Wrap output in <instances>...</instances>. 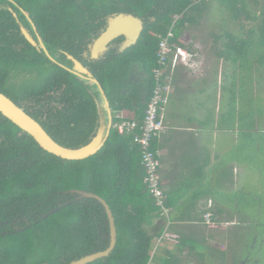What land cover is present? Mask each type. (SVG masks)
Returning a JSON list of instances; mask_svg holds the SVG:
<instances>
[{"label":"trees","instance_id":"16d2710c","mask_svg":"<svg viewBox=\"0 0 264 264\" xmlns=\"http://www.w3.org/2000/svg\"><path fill=\"white\" fill-rule=\"evenodd\" d=\"M211 1L0 0V92L58 144L68 148L86 145L99 126L97 94L71 70L73 60L79 61L95 86L102 89L112 121L116 112L124 109L140 121L154 86L160 37L171 28L174 42L194 50L193 43L180 37L190 26L199 25ZM213 1L236 27L230 30L223 23L219 32L211 31L210 51L232 70V80L222 85L224 101L218 124L228 129L236 121L239 127L252 128L256 115H264V105H260L264 98L253 90L256 83L259 90L264 80V0ZM257 5L259 9H255ZM120 12L142 20L136 43L120 51L111 46L122 42L123 36H119L92 58L89 44L104 29L108 17ZM21 26L35 32L46 51L31 44ZM55 52H59L60 61L52 59ZM24 71L33 76L15 81ZM257 71H261L259 77ZM132 74L138 78L133 80ZM263 130H258L256 141L263 140ZM135 131L119 133L111 125L95 152L68 159L42 148L0 112V264H67L108 246L109 221L103 204L72 189L104 199L116 229V242L109 254L87 264H149L152 260L155 264H180L171 251L158 259L152 253L160 231L151 234L146 225L152 218L162 222L163 218L144 181L141 149L133 141ZM254 134L250 137L253 142ZM156 138L151 141L153 149ZM231 196L224 194L227 199ZM245 196L242 192L240 203L248 209L254 207L246 213L248 226L259 228L261 237L264 197L259 192ZM165 204L169 207L167 197ZM222 212L220 207L214 209L210 220L225 216ZM193 217L189 215L187 221H199V216ZM196 241L190 240L187 252L201 261L204 255L197 251ZM184 244L185 239L180 238L179 252Z\"/></svg>","mask_w":264,"mask_h":264},{"label":"crops","instance_id":"0c3cea01","mask_svg":"<svg viewBox=\"0 0 264 264\" xmlns=\"http://www.w3.org/2000/svg\"><path fill=\"white\" fill-rule=\"evenodd\" d=\"M200 53L203 59L201 71L194 72L181 64L170 74L171 91L162 109L166 129L156 138L155 148L161 163L162 186L172 214L168 230L175 237L156 242L163 222L152 218L146 229L151 234L160 231L155 236L152 253H157L158 259L166 250L171 251L177 255L180 264H191L188 261L191 255L187 251L193 238L200 242L197 251L204 255L199 263L208 258L211 264H257L259 258L253 252L260 253L259 246L264 245V240L260 241L259 234L254 231L248 235V218L243 221L240 217L221 215L207 224L202 216L206 212L213 213L218 207L223 214L248 213L250 210L239 201L242 192L246 193L245 197L252 192L239 183L244 179L240 177L239 164L247 165L253 161L250 160L253 148L250 137L255 126L243 128L235 121L233 126L223 129L218 124L224 101L222 85L232 80V70L223 59L213 54L214 57L207 56V52ZM120 112L128 117L133 114L125 109ZM227 193H231L232 198H224ZM189 215L199 216V221H187ZM247 235L253 240L254 248L243 254L241 250ZM180 238L185 239L181 252L177 250ZM209 240L214 243L210 244Z\"/></svg>","mask_w":264,"mask_h":264},{"label":"built area","instance_id":"2783aa9c","mask_svg":"<svg viewBox=\"0 0 264 264\" xmlns=\"http://www.w3.org/2000/svg\"><path fill=\"white\" fill-rule=\"evenodd\" d=\"M174 33L170 28L160 37L156 50L157 68L153 73L154 86L146 105L143 118L139 121L128 117L120 111L115 114L112 126L119 133L134 132L133 141L141 149V164L144 168V181L163 218V229L156 237V242L163 239H173L175 236L168 230L170 224L169 207L165 204L166 194L160 176V158L158 151L152 148V139L158 137L166 129L162 118V109L168 102L171 91L170 74L178 65H185L194 72H199L203 66L200 50H189L173 41ZM196 47V46H195ZM211 213H204L207 224L211 223Z\"/></svg>","mask_w":264,"mask_h":264},{"label":"water","instance_id":"95a60500","mask_svg":"<svg viewBox=\"0 0 264 264\" xmlns=\"http://www.w3.org/2000/svg\"><path fill=\"white\" fill-rule=\"evenodd\" d=\"M143 29L142 20L132 13H117L111 15L107 19L106 26L99 33V35L92 41L90 45L91 57L95 58L108 48V45L112 40L119 36H123V41L119 46V50L122 51L126 47L136 43ZM21 31L26 39L33 45H36V41L32 38L29 32L21 26ZM81 71L87 73V70L82 66L79 61L73 60ZM73 71V70H72ZM76 73V71H73ZM88 74V73H87ZM89 75V74H88ZM89 78L94 82L89 75ZM99 92V100L96 96V103L99 111V126L96 135L86 145L78 148L64 147L55 142L42 126L30 115H28L20 106L14 103L9 97L0 92V112L9 118L12 122L18 125L21 129L28 132L35 141L45 150L56 154L63 158L78 159L84 158L93 152H95L104 142L108 135V131L111 125V109L108 101L102 89L97 85ZM106 114H108L106 119ZM81 197H95L104 206L107 218L109 221V235L110 240L108 246L103 250L93 251L85 254L79 258L69 261L67 264H87L94 261L97 258H101L109 254L116 242V229L111 210L108 204L99 195L81 189H72Z\"/></svg>","mask_w":264,"mask_h":264},{"label":"rangeland","instance_id":"374dc122","mask_svg":"<svg viewBox=\"0 0 264 264\" xmlns=\"http://www.w3.org/2000/svg\"><path fill=\"white\" fill-rule=\"evenodd\" d=\"M207 5L208 6L202 14V18L200 20L199 25L198 26H190L189 29L181 35L180 39L187 44L193 43L194 47L197 46V47H195V48H197V50L203 51L204 54L207 52V56L214 57L213 56L214 54L212 55V53L210 51V47H211L212 42H213V37H212L211 31L219 32L218 30L221 29V26L223 23H225L229 27L230 30H235L236 27L233 26L230 19H228L226 17L227 16L226 13L224 11L220 10L221 7L219 6V4L216 1L212 0L211 2H208ZM257 8L259 9L260 5L255 6V9H257ZM224 17L227 19H225L223 21L222 19ZM25 29L28 31L27 28H25ZM36 45L40 46V47L42 46L39 41H37ZM58 54L59 53L56 52L52 56V59L58 58ZM65 64H66V62H65ZM71 70L76 71V74L79 76V78L83 79L84 81H86L91 86L92 91L96 92L97 98L99 100L100 96H99L98 88H97V86H95L94 82L89 78V75L87 73H85L84 71H81L80 68H78L76 66L74 61H73V66H72ZM260 74H261V71L256 72L257 77H259ZM32 76H33L32 74H28V75H22V74L19 75L18 74V76L16 78H14V80L19 81L22 79H29ZM132 78H133V80H136L138 78V76L136 74H132ZM254 89H255V91H259L257 94H260V97L264 98V80L263 81L261 80V88L259 90L257 89V83L254 84L253 90ZM262 102H264V101H262ZM260 105H264V103H262V104L260 103ZM254 129L256 130L255 134H254L255 139L253 142V148H252L251 153H250V160L252 161V159H253V161L249 162V164L247 163V165L239 164L240 177L244 178L243 180H240L239 183L243 184L245 190L247 189L248 191L259 192V194H261V196L264 197V138H263V140L261 139L259 141H256V138L259 137L258 130L264 129V115L262 117H260L259 115H256ZM249 147H251V146L249 145ZM252 156H253V158H252ZM256 202H257V200H256ZM249 211H251V212L254 211V207L250 208ZM227 215L229 218L234 217L235 219H237L239 217L249 218L246 213H240V214H238V213H232V214L226 213L225 217H227ZM261 230L262 231L260 232V234H261L260 241L262 239L264 240V228ZM253 231H254V233H259L260 230H259V228H255V226L252 225L249 227V234L248 235L251 236ZM248 235L245 238V243H243L244 245L242 246L241 253H243V254L251 252V250L254 248L253 247L254 246L253 240H251V238ZM209 243L213 244L214 241L209 240ZM196 244H200V242L196 241ZM263 244H264V241H263ZM256 246H257V244H256ZM259 247L261 249L260 253L257 254L254 251L253 254L255 257L259 258V262L257 264H264V245L263 246L260 245ZM156 255H158V254L156 253ZM188 261L191 264H203V263L204 264L205 263L211 264L210 259H208V258L207 259L205 258V260H204L205 262L203 261V263H199V262H202V260L197 261L195 256L189 257ZM153 262L154 261L152 260V261H150L149 264H155ZM156 264H160V261L156 262ZM250 264H252V263H250Z\"/></svg>","mask_w":264,"mask_h":264},{"label":"flooded vegetation","instance_id":"af4514ba","mask_svg":"<svg viewBox=\"0 0 264 264\" xmlns=\"http://www.w3.org/2000/svg\"><path fill=\"white\" fill-rule=\"evenodd\" d=\"M20 29H21V27H20ZM28 29V28H27ZM28 31H29V29H28ZM29 34L32 36V38L36 41V43H37V41H39L40 42V44L42 45L41 47L40 46H38V47H40V48H42L43 50H45L46 51V49H45V47H44V45L42 44V42H41V40H40V38L38 37V35H36L35 34V32H30L29 31ZM35 37V38H34ZM93 41V40H92ZM123 41V40H122ZM112 42V41H111ZM110 42V43H111ZM92 43V42H91ZM91 43L89 44V49H88V52H89V55L91 56V54H90V45H91ZM122 43V42H121ZM120 43V44H121ZM120 44H117V45H115L114 43L113 44H111V46H117V47H119L120 46ZM110 46V44L108 45V47ZM56 53V52H55ZM54 53V54H55ZM57 53H59V52H57ZM53 54V55H54ZM93 58V57H92ZM54 60H58V61H60V57H59V54H58V58H55ZM20 74H22V75H28V73H26L25 71L24 72H22V73H20ZM19 74V75H20ZM22 80H27V79H22ZM20 81V80H19Z\"/></svg>","mask_w":264,"mask_h":264}]
</instances>
